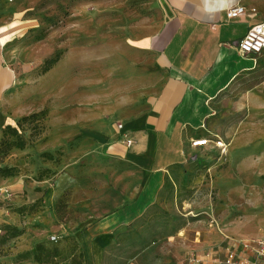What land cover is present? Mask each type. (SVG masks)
Returning <instances> with one entry per match:
<instances>
[{
  "label": "rangeland",
  "instance_id": "1",
  "mask_svg": "<svg viewBox=\"0 0 264 264\" xmlns=\"http://www.w3.org/2000/svg\"><path fill=\"white\" fill-rule=\"evenodd\" d=\"M16 2L35 23L23 41L33 70L9 95L6 110L14 126L39 117L21 124L24 149L0 152V170L10 169L8 177L22 184L20 191L1 190L9 222L0 264H40L39 243L61 253L45 264H189V254L207 253L221 232L264 236V59L214 99L203 136L211 143L175 167L156 202L137 220L94 235L95 221L135 198L142 174L105 154L86 132L93 121L141 110L159 86L160 75L142 68L153 58L137 41L158 30L162 6L158 0ZM0 177L6 179L4 171Z\"/></svg>",
  "mask_w": 264,
  "mask_h": 264
},
{
  "label": "crops",
  "instance_id": "2",
  "mask_svg": "<svg viewBox=\"0 0 264 264\" xmlns=\"http://www.w3.org/2000/svg\"><path fill=\"white\" fill-rule=\"evenodd\" d=\"M158 1L164 20L137 45L151 54L152 62L143 63L142 68L160 75L159 86L141 110L103 123L93 121L85 129L101 151L138 170L142 183L134 199L95 221L89 227L90 234H110L140 218L156 202L175 167L201 149L193 147L192 141L206 138L214 99L238 76L256 70L264 59V53L255 60L242 57L236 49L247 31L264 21V0H233L231 7L239 4L245 8L233 20L226 17L228 9L215 15L196 11L200 0H183L182 7V0ZM34 25L21 13L16 0H0V140L3 129L13 125L6 110L8 97L33 70L23 41ZM125 137L132 139L131 146L124 143ZM7 186L20 191L21 180L0 177V195ZM4 211L0 207L2 226L9 222ZM220 235L219 242L206 248L207 253L192 251L189 264H216L225 257L233 239L241 238L223 232Z\"/></svg>",
  "mask_w": 264,
  "mask_h": 264
},
{
  "label": "built area",
  "instance_id": "3",
  "mask_svg": "<svg viewBox=\"0 0 264 264\" xmlns=\"http://www.w3.org/2000/svg\"><path fill=\"white\" fill-rule=\"evenodd\" d=\"M244 12L245 8L238 4L226 11V17L229 20H233ZM236 49L242 57H252L255 60L264 53V21L253 25L245 36L237 42ZM118 127L122 129L123 124L119 123ZM124 143L127 146H131L133 141L125 137ZM209 143H211L209 138H199L192 141V146L205 147ZM216 144L219 147L223 146L221 142ZM4 233L5 230L0 225V238ZM225 252V257L216 264H264V236L233 239V243L226 247Z\"/></svg>",
  "mask_w": 264,
  "mask_h": 264
},
{
  "label": "trees",
  "instance_id": "4",
  "mask_svg": "<svg viewBox=\"0 0 264 264\" xmlns=\"http://www.w3.org/2000/svg\"><path fill=\"white\" fill-rule=\"evenodd\" d=\"M59 61V57L52 58L45 62V66L43 72H48L53 68V66ZM39 117L38 113H34L32 115L23 117L20 122H18L17 126L14 125H7L2 131V138L0 140V152L7 153L9 150L16 148V149H24L27 145V140L24 136L20 134V127L24 121L33 120ZM13 136L12 141L6 139L7 136ZM5 172L6 176H11L9 173L10 169H2ZM26 209V207H22L21 210ZM5 230L4 235L0 238L3 239L6 234V229L2 226ZM16 230V236L20 234L18 229ZM61 255L60 250L57 247H47L43 243H39L35 247V261L40 264H45L50 262L53 258Z\"/></svg>",
  "mask_w": 264,
  "mask_h": 264
},
{
  "label": "clouds",
  "instance_id": "5",
  "mask_svg": "<svg viewBox=\"0 0 264 264\" xmlns=\"http://www.w3.org/2000/svg\"><path fill=\"white\" fill-rule=\"evenodd\" d=\"M233 4V0H200V5L195 6V10L203 13L215 15L229 9ZM202 5V6H201ZM183 6V0L181 7Z\"/></svg>",
  "mask_w": 264,
  "mask_h": 264
}]
</instances>
